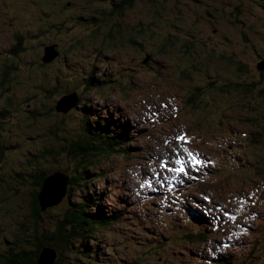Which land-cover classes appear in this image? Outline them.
Returning a JSON list of instances; mask_svg holds the SVG:
<instances>
[{
	"label": "rangeland",
	"instance_id": "obj_1",
	"mask_svg": "<svg viewBox=\"0 0 264 264\" xmlns=\"http://www.w3.org/2000/svg\"><path fill=\"white\" fill-rule=\"evenodd\" d=\"M160 2L165 11L142 0L113 20L147 25L144 38L130 44L107 38L102 18L99 31L90 23L89 13L109 12L108 0H0V184L12 181L15 189L5 197L0 186V207L8 211L0 216V254L31 225L29 193L38 175L84 177L68 145L94 123L78 115L91 108L85 117L99 113L136 130L129 154L104 160L99 179L80 185L82 194L73 188L70 200L40 213L37 224L53 231V216L80 204L77 196L101 195L104 213L123 214L92 242L86 234L75 239L81 251L89 243L92 258L63 254L65 264H213L235 241L228 248L234 264H264V76L256 68L264 62V0ZM167 38L174 47L159 53ZM51 48L54 59L44 65ZM92 75L99 81L89 87L83 78ZM72 92L79 95L75 109L56 112ZM40 147L52 151L44 161ZM188 152L203 164L193 166ZM181 166L184 173L168 171ZM7 169L17 171L13 179ZM199 173L203 184L185 185L187 174ZM192 202L220 217L229 213L232 229L224 224L217 233L219 219L206 220ZM194 232L203 239L189 241Z\"/></svg>",
	"mask_w": 264,
	"mask_h": 264
},
{
	"label": "trees",
	"instance_id": "obj_2",
	"mask_svg": "<svg viewBox=\"0 0 264 264\" xmlns=\"http://www.w3.org/2000/svg\"><path fill=\"white\" fill-rule=\"evenodd\" d=\"M108 1H110V3H112L113 5V8H111L112 5H110L109 3V7H110L109 12H107L105 8L99 11H94L93 13H89L91 14L90 23L92 26H94L95 32L99 31V28L102 27V26L99 27L98 24L95 22L97 21V19L102 18L101 23L103 25L107 24V28H105L103 31L107 34V38L115 39L114 42L118 40L121 42L136 44L134 40L136 41L137 38L143 39L144 37L142 35L145 32V28L147 27L146 24L144 25L143 23H138L137 25H133V26L120 27L113 23V20L115 18L121 17V13L122 11H124V9H131L137 2H141L142 0H115V1L108 0ZM146 1L151 7L155 9H162L163 11L166 10L165 7L162 6L160 0H146ZM165 1L167 0H162V2ZM175 8H177V6ZM108 41L112 42L110 39L105 40V42ZM173 47L174 45L172 39L167 38L160 46L158 51L160 53L163 51H167L168 48L171 49ZM41 63L44 64L42 61ZM10 67H9L10 71L13 70V67L12 66ZM237 71L241 73L242 66H239L237 68ZM259 72L261 73L262 76H264L263 71H259ZM8 77L10 78V76ZM83 79H85V82L89 87L95 86L94 83H98L99 81L96 80L93 75L84 77ZM127 85H129V83H127ZM242 92L247 93L248 96V93L250 91L243 89ZM245 99L250 100L249 98L246 97ZM190 104L193 105L192 107L193 109L195 107L194 102H191ZM73 109H75V107ZM84 109L89 110L91 108H83L81 111L78 112V115L82 114L84 122L86 119V123L88 121V118L93 116L94 123L90 125V128L87 129H85L84 126V129L86 131L81 127L82 136H78L76 141L74 140L70 145H68V154L71 157H77V161L79 160V162L76 164L75 167L82 170V176L84 177H81L79 175L77 176V174L73 176L72 175L68 176L67 174L59 171V173L65 175L68 178L63 202L66 200H70V197L75 192V189L73 188L79 186L77 192H80V194H82L83 190L81 189L80 185L86 186L91 183L90 182L91 180L93 181L99 179V176L101 175L99 176H94V175L98 174L97 172L99 170L101 171V169H99L98 166H101L104 160L109 159L111 156H115V154H119V155L129 154L128 146L131 145L130 143L131 140L129 141L128 139L129 136L126 135L125 132L128 131L129 128L125 127V131L123 132L124 130L123 128H119L116 125L107 123L106 120H104V118L99 116V113H95V115H91L88 113L89 115L85 117L86 114L82 112L84 111ZM249 112H255V110H249ZM254 139L255 137L252 138L250 144H254V146H258L257 141H254ZM1 145L2 144H0V156L2 155ZM39 149L42 148L40 147ZM51 152L48 151L46 148L42 149V154L40 155V161H44V155H48ZM259 169L261 168H256V171H259ZM34 170H36L35 167ZM13 171L17 173V171L15 170L11 171L10 169H7V171L4 173L5 175L10 176V178L13 179V177H11V174L12 176H14ZM54 173L55 172L53 171L48 176L45 174H42V176L38 175L37 176L38 179L34 183H32L31 187L33 190L35 187L36 191L35 192L33 191V193H29L30 196L29 199L31 204L29 219L31 225L29 226L27 231L24 230V232H22L21 236L12 237L11 241L13 242V244H11L10 246L6 244H2L3 253L0 254V264H36L39 253L43 248H50L53 251H55V253L57 254V259L54 264H65L63 262V256H64L63 254L70 255L72 253H77V254L79 253L78 255H80V253L84 252L85 258L86 255H89V257L92 258L93 252H89L90 250L89 243L93 241L98 231L101 232L100 230L107 229L112 225L116 224L117 221L120 219V216L123 214L122 212L113 215H110L109 212L104 213L103 210L101 209L102 199H103L101 195H96L97 197L94 198L89 196L86 197L81 196L80 198L79 196H77L78 201H80V204L73 205L70 203L69 206L67 207V210L62 215L61 219L60 218L58 219L57 216H53V223H54L52 229L53 231H45L42 227H39V224H37L40 219V213H44V212L46 213L50 211L52 208H46L45 210H41V207L37 200V194L40 192L44 180L47 177L53 175ZM2 181H3L2 185L0 184L1 192L2 189H4L6 191L5 197H10L15 192V189L9 188L10 186H12L13 183L12 181H5L4 179ZM92 196H94V194ZM0 198H1V194H0ZM83 207L93 208V210H96V213L88 214L86 210L83 209ZM12 210H14V208ZM1 211H4V213H8L6 207H0V216H1ZM31 233L32 235L30 236ZM84 234L87 235V237L85 238L88 239L89 243L88 245L83 244L82 248L84 250L81 251V248L75 245V239L76 238L79 239L78 237ZM194 236L196 237L194 238ZM187 239H189V241H193V239L202 240L203 238L201 237L200 233L194 232L193 235L189 234L187 236ZM77 249H79L80 252ZM93 251L98 254V251L96 250ZM217 258H216L217 260L213 264H234L233 258H231V255L228 251L224 252L223 255Z\"/></svg>",
	"mask_w": 264,
	"mask_h": 264
},
{
	"label": "water",
	"instance_id": "obj_3",
	"mask_svg": "<svg viewBox=\"0 0 264 264\" xmlns=\"http://www.w3.org/2000/svg\"><path fill=\"white\" fill-rule=\"evenodd\" d=\"M50 50L52 51L51 55L41 59L43 63H50L54 59L52 55H55L56 53L53 52L52 48ZM145 60H148V57H146ZM256 68L257 70L264 72V62H262V64H257ZM77 101L78 96L76 93H71L63 96L59 101H57L54 109L58 113L66 114L69 110L75 107ZM67 181L68 178L65 175H61V173L53 174L44 180L42 188L37 194V200L41 210L53 208L60 203L64 193L66 192ZM56 259L57 254L55 251L50 248H43L39 253L36 264H54Z\"/></svg>",
	"mask_w": 264,
	"mask_h": 264
},
{
	"label": "snow or ice",
	"instance_id": "obj_4",
	"mask_svg": "<svg viewBox=\"0 0 264 264\" xmlns=\"http://www.w3.org/2000/svg\"><path fill=\"white\" fill-rule=\"evenodd\" d=\"M177 140L178 141H185L186 142V135L178 136L177 137ZM188 156L190 157V160H191V163H192L193 166L203 164V161L200 160V159H198V157L195 156L193 153L188 152ZM176 163L177 164H182V161L177 160ZM162 167H166V165H162ZM168 171L184 173L185 172V169L181 166L178 169L177 168H168Z\"/></svg>",
	"mask_w": 264,
	"mask_h": 264
},
{
	"label": "bare ground",
	"instance_id": "obj_5",
	"mask_svg": "<svg viewBox=\"0 0 264 264\" xmlns=\"http://www.w3.org/2000/svg\"><path fill=\"white\" fill-rule=\"evenodd\" d=\"M72 93H76V92H72ZM69 94H71V93H69ZM69 94H67V95H69ZM76 95L77 96H79L78 95V93H76ZM66 96V95H65ZM63 97V96H62ZM78 101H79V97H78ZM57 112V111H56ZM120 128V127H119ZM121 128H123L124 130H123V132L125 131V127L124 126H122ZM126 132V135H128L129 137H128V139L130 140L131 138V136H132V134L133 133H136V130H133V129H131V128H129V130L128 131H125ZM129 132H131V134L129 133ZM132 142V141H131ZM130 142V143H131ZM132 145V144H131ZM121 156H123V155H121ZM126 156V155H125ZM131 157V156H130ZM133 174L131 171H129V174ZM61 175H63V174H61ZM196 175H198V174H195V175H193V176H196ZM204 175H208V173H205ZM206 176H202V177H200L198 180H194V182H195V184H199V183H201L202 181H203V179L206 177ZM100 177V176H99ZM132 178H135V177H132ZM194 182H192L191 181V183L193 184ZM64 196H65V193H64ZM64 196L62 197V199L64 198ZM62 199H61V201H62ZM60 201V202H61ZM60 204V203H59ZM58 204V205H59ZM126 204L124 203V206H125ZM192 219H199L197 216H195V215H193V217H192ZM206 220H208V221H211L212 219L211 218H208V219H206ZM206 220L205 219H202L201 221L202 222H204V223H206Z\"/></svg>",
	"mask_w": 264,
	"mask_h": 264
}]
</instances>
